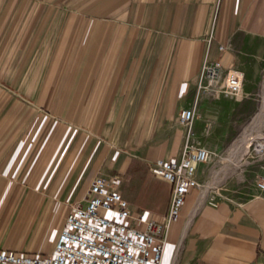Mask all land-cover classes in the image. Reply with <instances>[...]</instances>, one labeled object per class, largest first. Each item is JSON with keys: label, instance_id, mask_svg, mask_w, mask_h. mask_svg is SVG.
<instances>
[{"label": "crops", "instance_id": "crops-1", "mask_svg": "<svg viewBox=\"0 0 264 264\" xmlns=\"http://www.w3.org/2000/svg\"><path fill=\"white\" fill-rule=\"evenodd\" d=\"M5 7L12 8V0ZM80 8L85 16L67 21L76 25V39L86 41L87 63L71 69L73 94L76 89L71 103L99 111L95 119L108 122L104 134L113 139L95 138L88 125L70 122L69 128L61 124L44 134L36 148L14 151L15 134L7 124L12 115L2 107L0 248L51 250L69 205L83 197L101 170L122 171L123 196L134 209L159 218L167 209L170 185L148 168V176L137 178L139 190L131 192L129 173L136 167L127 148L143 155L147 167L157 158L178 156L183 141L178 111L193 98L203 58H221L245 73L264 57V0H86ZM158 178L167 203L156 201ZM195 190L185 196L172 259L168 252L177 219L168 228L162 264H264V192L210 205L196 202Z\"/></svg>", "mask_w": 264, "mask_h": 264}, {"label": "rangeland", "instance_id": "rangeland-1", "mask_svg": "<svg viewBox=\"0 0 264 264\" xmlns=\"http://www.w3.org/2000/svg\"><path fill=\"white\" fill-rule=\"evenodd\" d=\"M85 1L12 0L10 9L5 7L6 0L0 3V18L4 21L0 24V83L13 86L7 89L0 84V109L3 107L4 111L8 106L5 115H12L13 120L8 119L7 124L15 134L11 147L14 151L31 145L36 148L38 139L41 142L44 134L47 136L61 124L66 125L63 128H69L70 122L88 125L96 134L95 138L113 139L104 134L108 122L95 119L99 111L90 105L71 103L76 95V89H73L74 94L71 89V69L84 68L87 57L86 41L76 39L79 36L73 31L76 25L68 24L67 20L69 16H85V9L80 8ZM75 2L80 5L78 9L73 8ZM263 96L264 57L248 65L239 97L203 94L199 98L192 129L196 139L211 150V156L198 166V178L202 184L195 190L196 202L201 199L205 188L208 190L203 196V204H209V197L217 201L225 197L241 201L259 191L264 192V188L257 186L258 178L264 175V147L257 148L258 142L264 140V123L253 127L254 132L260 129L258 138L248 141L244 153L235 154L232 150L236 140L251 127ZM87 116H92L93 120L87 121ZM178 125L184 130V126ZM127 149L136 167L135 173H129V182H132L129 186L131 192L136 193L139 190L137 178L149 175L148 162L143 155H133V149ZM159 180L156 201L167 203L168 192L163 180ZM181 214L174 224L177 230L168 252L170 259L180 240Z\"/></svg>", "mask_w": 264, "mask_h": 264}, {"label": "built area", "instance_id": "built-area-1", "mask_svg": "<svg viewBox=\"0 0 264 264\" xmlns=\"http://www.w3.org/2000/svg\"><path fill=\"white\" fill-rule=\"evenodd\" d=\"M218 48L223 50L225 45ZM244 77L242 68L225 65L221 58H203L193 98L178 111L177 121L184 126L178 156L160 157L148 166L153 175L170 185L169 203L159 218L145 209H134L123 196L122 171L101 170L91 178L83 197L69 205L51 250L0 248V264H162L168 228L178 219L186 194L202 184L198 164L211 156L192 129L197 102L203 94L239 97ZM257 186L264 188V175ZM208 203L215 205L217 200L209 197Z\"/></svg>", "mask_w": 264, "mask_h": 264}, {"label": "bare ground", "instance_id": "bare-ground-1", "mask_svg": "<svg viewBox=\"0 0 264 264\" xmlns=\"http://www.w3.org/2000/svg\"><path fill=\"white\" fill-rule=\"evenodd\" d=\"M255 118L252 120V125L250 128H248L244 135L237 139L236 142L233 144L232 146V150L233 152L236 154L238 153L239 151L241 152H245V149L248 147L249 145V142H251V139H257L258 138V134H259V131L260 129H257L255 132L253 130V127H260V125H262V123H264V96H263V100H262V105H261V108L258 112V114L256 116H254ZM249 141V142H248ZM264 147V140H261L258 142V150H261L262 148ZM208 188H205V190H203V193H202V197L200 199V201H203V196H205L206 192H207ZM190 219H188L184 225V232H185V229L189 223ZM189 226V225H188ZM183 232V234H184Z\"/></svg>", "mask_w": 264, "mask_h": 264}]
</instances>
